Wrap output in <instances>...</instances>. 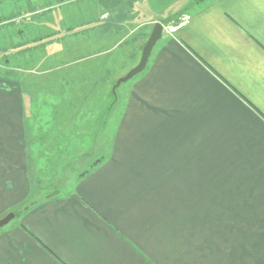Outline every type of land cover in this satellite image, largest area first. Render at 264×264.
Instances as JSON below:
<instances>
[{"label":"crops","instance_id":"1","mask_svg":"<svg viewBox=\"0 0 264 264\" xmlns=\"http://www.w3.org/2000/svg\"><path fill=\"white\" fill-rule=\"evenodd\" d=\"M138 3L149 34L180 23L133 77L109 156L35 199L26 142L5 140L0 264H264V0Z\"/></svg>","mask_w":264,"mask_h":264},{"label":"rangeland","instance_id":"2","mask_svg":"<svg viewBox=\"0 0 264 264\" xmlns=\"http://www.w3.org/2000/svg\"><path fill=\"white\" fill-rule=\"evenodd\" d=\"M131 2L0 0V150L5 140L26 142L38 175L35 199L111 153L133 78L114 85L139 62L153 23L129 20L141 8ZM140 13L137 20L146 21ZM156 22L166 33L180 20Z\"/></svg>","mask_w":264,"mask_h":264},{"label":"water","instance_id":"3","mask_svg":"<svg viewBox=\"0 0 264 264\" xmlns=\"http://www.w3.org/2000/svg\"><path fill=\"white\" fill-rule=\"evenodd\" d=\"M163 32L164 24L160 22L154 23L151 29V34L142 48L139 62L135 65L134 68L130 69L126 75L118 78V81L114 85V88H117L121 83L129 81L131 78L137 76L146 68V64L152 55V50L155 47L157 41L162 37ZM14 216L15 214L13 212H9L6 216L0 218V229L7 226L9 224V221L13 219Z\"/></svg>","mask_w":264,"mask_h":264}]
</instances>
